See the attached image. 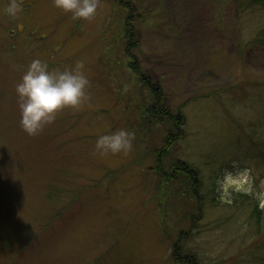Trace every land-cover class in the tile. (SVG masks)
Here are the masks:
<instances>
[{
	"label": "rangeland",
	"instance_id": "374dc122",
	"mask_svg": "<svg viewBox=\"0 0 264 264\" xmlns=\"http://www.w3.org/2000/svg\"><path fill=\"white\" fill-rule=\"evenodd\" d=\"M248 1L101 0L75 20L53 0H18L13 19L0 0V264H264V217L253 216L264 209V8ZM36 58L60 70L84 61L90 99L30 136L15 85ZM132 61L182 129L146 128L155 95ZM121 128L132 150L98 153V137ZM164 150L166 172L195 168L194 187L157 173Z\"/></svg>",
	"mask_w": 264,
	"mask_h": 264
},
{
	"label": "clouds",
	"instance_id": "9594fccd",
	"mask_svg": "<svg viewBox=\"0 0 264 264\" xmlns=\"http://www.w3.org/2000/svg\"><path fill=\"white\" fill-rule=\"evenodd\" d=\"M101 0H53L57 9L70 13L75 20H91L97 14ZM22 11L18 0H10L5 13L17 18ZM90 80L84 61L64 69H50L39 58L33 59L15 85L20 110V125L30 136L52 124L65 108H79L90 99ZM135 133L125 128L98 137L95 149L101 155L127 153L132 150Z\"/></svg>",
	"mask_w": 264,
	"mask_h": 264
},
{
	"label": "trees",
	"instance_id": "16d2710c",
	"mask_svg": "<svg viewBox=\"0 0 264 264\" xmlns=\"http://www.w3.org/2000/svg\"><path fill=\"white\" fill-rule=\"evenodd\" d=\"M121 6L123 8H128L130 7V3L131 0L129 1H125V0H121ZM133 3V8L138 7V3L136 2H132ZM248 4L251 5L249 7H262L264 8V0H249ZM135 19L129 14V16L127 17V22H126V27H128L127 29V40H128V44H132L131 41L132 39L135 38L136 36V29H137V23L136 21H134ZM131 27V28H130ZM254 44L259 46L260 48L264 49V29L258 34L257 38L254 41ZM137 46V44H135ZM134 44H132V46H134V48H138L136 47ZM131 46V45H130ZM129 48V47H128ZM127 51V50H126ZM132 52V51H130ZM128 54V52H127ZM129 55V54H128ZM128 67H130L132 69L133 72H135L139 77V80L147 83V87L152 91V95L154 93L155 97L153 100V103L150 104L149 106L146 107L145 109V115L146 120H145V126L148 129H152V124L154 123H164L165 125H170L171 127H173V129H176L177 131H179L178 129H182V125L185 122V118L183 113L179 110L177 113H172V111L165 106L164 100H163V96H162V92L161 90L155 86V84L153 83V81L150 78H147L146 76H144L143 74H138V64L135 63L134 61H132ZM147 122V123H146ZM171 129H169L168 131V139L165 140V144L167 143V141H173L175 137H171L172 134ZM176 143V141H173V144ZM257 144V150L260 152V157L264 162V142L259 143L256 142ZM262 144V145H261ZM166 146V145H165ZM163 150V149H162ZM158 159L161 160L157 162L156 164V171L157 173L163 178V179H167L168 177L171 178L172 180H177L178 178L180 179V177H183V180L188 179V184L190 185V187H194L197 184V171H195V168H192L188 163L183 162V161H176L174 164L171 165L169 172L167 170H165V166H166V157L167 155H165V150L164 152L158 151L157 153ZM193 192H196L195 190H193ZM196 196L198 201L201 200V196L198 195V193L196 192ZM254 203V201H253ZM253 216H255L256 218H258L259 220L262 218V216L264 217V209H261L260 203L259 201L257 203L254 204V212H253ZM258 220V221H259Z\"/></svg>",
	"mask_w": 264,
	"mask_h": 264
}]
</instances>
